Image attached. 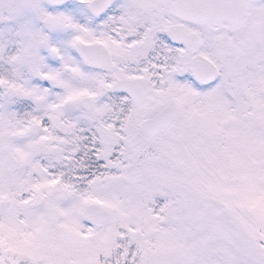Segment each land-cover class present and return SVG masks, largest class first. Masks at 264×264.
Segmentation results:
<instances>
[{"label": "snow or ice", "instance_id": "snow-or-ice-1", "mask_svg": "<svg viewBox=\"0 0 264 264\" xmlns=\"http://www.w3.org/2000/svg\"><path fill=\"white\" fill-rule=\"evenodd\" d=\"M0 264H264V0H0Z\"/></svg>", "mask_w": 264, "mask_h": 264}]
</instances>
